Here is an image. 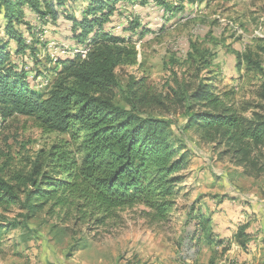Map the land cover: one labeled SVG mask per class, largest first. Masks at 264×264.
<instances>
[{
    "label": "trees",
    "instance_id": "obj_1",
    "mask_svg": "<svg viewBox=\"0 0 264 264\" xmlns=\"http://www.w3.org/2000/svg\"><path fill=\"white\" fill-rule=\"evenodd\" d=\"M149 1L0 0V125L27 117L47 133L69 138L55 143L31 176H23L17 185L0 177V207L19 205L28 220L50 204L53 211L76 202L83 218H93L96 225L105 224L115 210L135 205L148 208L157 223L170 217L178 175L188 169L189 158L172 139L170 122L138 113L163 102L142 81L132 84V110L114 102L116 69L135 54L127 44L151 31L134 21L132 4L147 6ZM178 1L179 9L164 0L151 2L162 9L167 22L185 15L187 6L204 3ZM173 11L176 14H170ZM122 20L132 37L115 33ZM50 41L57 42L60 52L50 54V67L42 68L38 48L47 49ZM80 49L87 54L74 53ZM235 59L238 72L246 63L264 74L252 53L236 52ZM223 79L224 73L212 76L210 84L203 80L188 96L176 93V103L204 109L189 115L187 127L226 143L240 165L256 167L252 154L264 146V118L248 121L238 116L226 103L233 94L219 93ZM29 185L22 198L21 186ZM212 216L204 207L192 209L180 261L195 262V249L200 253L207 245L232 241L221 237ZM7 225L0 226V244L17 227ZM248 230L243 224L233 237L242 248L248 247Z\"/></svg>",
    "mask_w": 264,
    "mask_h": 264
},
{
    "label": "rangeland",
    "instance_id": "obj_2",
    "mask_svg": "<svg viewBox=\"0 0 264 264\" xmlns=\"http://www.w3.org/2000/svg\"><path fill=\"white\" fill-rule=\"evenodd\" d=\"M151 1L147 6L132 4L134 21L151 29L146 37L125 32V20L115 26V33L133 38L127 45L135 54L116 69L114 102L133 109L134 81H142L163 102L138 113L170 122L172 139L189 158L188 169L178 175L170 217L157 223L148 208L135 205L115 210L105 224L96 225L93 218H83L76 202L53 211L50 204L28 220L19 205L0 207V226L17 224L0 244V264H256L258 258L259 264L264 262V146L252 154L256 167L240 165L226 143L187 127L189 115L204 109L176 103V93L188 96L203 80L210 84L212 76L224 73L219 93L233 94L227 105L245 120L264 118V74L248 69L246 63L238 72L235 59L236 52H250L264 67V0H204L202 5L187 6L185 15L170 22ZM164 1L181 8L178 0ZM50 42L47 49L38 48L42 68L50 67V54L60 52L57 42ZM68 139L45 132L32 118L8 120L0 125V177L17 185L23 176H31L55 143ZM30 189L21 186L22 198ZM203 207L218 226H227L232 241L207 245L200 253L195 249L197 260L185 263L179 254L189 214ZM243 224L251 232L246 248L233 240ZM258 242L260 254L252 256L251 244Z\"/></svg>",
    "mask_w": 264,
    "mask_h": 264
},
{
    "label": "crops",
    "instance_id": "obj_3",
    "mask_svg": "<svg viewBox=\"0 0 264 264\" xmlns=\"http://www.w3.org/2000/svg\"><path fill=\"white\" fill-rule=\"evenodd\" d=\"M235 203V202H234ZM229 205V204H228ZM222 206L224 207V208H226V206H227V204H226V202H223V204H222ZM228 207H230V205L228 206ZM212 218H213V216H212ZM213 221H214V218H213ZM226 229V230H225ZM218 233H220L221 234V237H231V236H229V235H231V234H229V232H230V230H228L227 229V226L226 227H224L223 225H221V227H220V225L218 226ZM248 232L251 234V232H250V229L248 230ZM251 238V237H250ZM261 241V240H260ZM251 249H252V251L250 252V254L253 256V254H260V246H259V242H258V244L256 243V244H251ZM250 255V256H251ZM250 256H246V259H244V261H248V259L250 258ZM259 256V255H258ZM259 260H260V258H258V261H256V264H259L260 262H259ZM193 263V262H192ZM262 264H264V262H262Z\"/></svg>",
    "mask_w": 264,
    "mask_h": 264
},
{
    "label": "built area",
    "instance_id": "obj_4",
    "mask_svg": "<svg viewBox=\"0 0 264 264\" xmlns=\"http://www.w3.org/2000/svg\"><path fill=\"white\" fill-rule=\"evenodd\" d=\"M62 53H66V52H62ZM74 53L82 54L83 56H85L87 54V50H83V49L75 50Z\"/></svg>",
    "mask_w": 264,
    "mask_h": 264
}]
</instances>
